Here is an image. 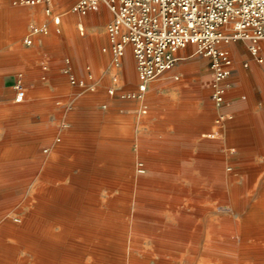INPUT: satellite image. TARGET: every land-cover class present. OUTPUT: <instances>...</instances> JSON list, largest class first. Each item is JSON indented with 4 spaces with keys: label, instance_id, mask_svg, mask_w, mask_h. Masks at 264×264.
<instances>
[{
    "label": "rangeland",
    "instance_id": "obj_1",
    "mask_svg": "<svg viewBox=\"0 0 264 264\" xmlns=\"http://www.w3.org/2000/svg\"><path fill=\"white\" fill-rule=\"evenodd\" d=\"M56 1H58L56 10L64 11L76 0ZM75 17V15L68 14L64 19ZM33 19L40 22L43 16L41 13L33 14V10L27 7H15L11 4L10 0H0V106L15 108L14 110L7 111L4 120L5 124H0V147L5 145L15 148L20 144H24L25 142L16 141V139L10 142L3 140L9 135H23L30 140V138L35 136V133H28V130L44 127L48 131L54 130L55 132L53 133L52 139L41 147L42 151L48 149L47 152L42 153L43 157L45 159L54 158V160L62 161L60 165L50 164L49 161H45L42 163L39 171H35L33 174L30 172L33 180L30 182L29 188L26 191L33 194L35 199L38 198L36 195L43 196L45 192L43 189L40 191L37 188L39 183L43 181L49 185L67 184L69 186L68 191L75 193L81 192L83 196L80 199L85 200L81 205V211L77 215L78 218L74 223L88 226L96 224L105 225L106 223L113 222V220H118L120 215L119 212L113 209L111 199L120 198L122 193H127L130 190L129 178L137 180L141 175L159 177L165 174L160 171L163 169H169L171 170L169 174H173L172 171L178 167L177 164L149 166V161L185 163L182 166L186 168H193L194 165H197L200 171L201 169H206L209 172H213L216 164L214 165L212 162L223 160L226 161L225 167H227V171L230 168L232 169L231 172L236 171V175H231L235 178V185L229 184L225 192L230 193L234 186V190L238 188V193H251L250 189L243 191V185L249 181H245L246 178L242 174V168L246 166L244 161H252L255 157L251 154L243 153L237 147L239 144L255 145L264 143V139H257L256 137L258 134L256 122L258 120H264V116L259 117L257 115L251 117L248 119L249 123L242 122L238 125H230L231 119L229 118L223 120L218 114L215 102L210 98L211 91L209 84L211 70L208 59L200 55L188 56L194 51V46H189L180 52L181 55L187 56V58L180 61L181 64L198 63V68L194 71L196 74L190 81L193 87L195 86L198 89V94L195 98L198 101V108L191 109L188 113L189 115L199 116L203 124H209L212 128L204 131L203 134L195 135L194 139L191 140L189 139V134L181 133L179 126H153L148 124L145 121L143 111L140 114L136 111L139 107V102L123 99L121 97V91H117L116 94L112 95V98H102L100 93H88L76 102L71 103L70 101H63L59 97L64 90V84L56 82L53 85L55 92L51 93L46 86L47 81L42 80V84L41 82H33L31 79L27 80L28 71L23 64L24 60L28 57V53H23L21 48L23 47L25 35L30 27L35 24ZM228 48L234 59V67L242 66L245 62L251 63L254 61L246 43L242 41L233 42ZM33 56H37V54H32L31 58ZM123 61V72L121 74L119 73V80L113 85L116 88L120 87L125 90H132L135 88L134 83H137V81H135L136 63L130 50L123 58ZM16 65L23 66L15 71ZM43 67V64L38 63V74L41 75L45 72ZM127 67L132 69V76L128 75ZM114 71L120 72L118 69ZM12 73L18 74L17 78L21 76L26 88V97L23 102H16L15 89L8 88L5 85V80ZM31 74L32 72L29 70V76ZM183 80V77H179L178 80L174 78V81L179 83L183 82ZM166 97L167 99H175L172 91L167 92ZM218 121L222 124L221 126L226 127L225 131L221 129L218 132ZM0 123H2L1 118ZM108 124H118L124 127L125 131L122 142L119 140L107 141L103 137L104 134H101L100 126H108ZM97 126H99V134L94 131ZM118 128L119 133L115 135L121 136V127ZM9 129H15L17 132L10 133ZM245 131L247 132V139L240 140L233 138L243 135ZM98 135L99 138L95 148ZM203 143H211L215 147L200 148ZM59 144H69L70 147L66 150L67 154L56 157L55 152ZM123 152L124 155L122 154ZM11 159H7L8 161L4 160L5 162L0 160V165L9 163ZM123 161L131 162L130 164H123ZM198 161L201 164H194ZM138 162L144 163L145 172H138L137 168L141 167ZM101 165H105L104 168ZM45 168L46 170H44ZM55 170L58 172L56 171L57 173H55ZM45 171L48 176H45V178L44 176L41 177V172ZM241 171L242 173H240ZM194 172L196 175L202 174V172L197 170H194ZM231 176L229 175V177ZM126 177L127 180L125 179ZM55 178L58 181L53 180ZM147 190L149 188L144 186L139 190L143 194L142 198L136 201L135 209L141 211L145 222L157 223L153 217L162 208L163 203L159 201L161 199L160 196L151 194ZM155 190L158 191L159 188L156 187ZM8 191L9 189L3 187L0 189V208L7 207L12 200L14 201L18 197L25 196L24 192L6 196L5 194ZM255 192L257 193L252 201H257L259 199L258 197H261L264 193V187H259ZM212 198L219 200V196L215 194ZM201 201H203L202 198L201 200H193L192 202L194 203H190V207H187V220L184 224H181L182 222H174L171 225L172 233H160L157 236L159 242L179 243L187 246L190 252L189 255L195 258L191 264H201L203 261L204 247L208 243V220L211 217L220 220L222 218L230 219L236 217L230 211L231 205L229 199H222V203L213 212L202 208L203 203ZM169 204L172 205L173 203ZM55 206L67 212L70 210L69 203L65 200L59 204L56 203ZM111 209L114 211L112 212ZM85 212L87 213L85 214ZM81 216L84 217L82 218ZM89 217L94 218L90 219ZM80 241L82 240H79V245H82ZM83 245L87 246V242H84ZM67 248L68 246L65 249ZM63 256L67 258L76 257V252L72 249L70 251L65 250L63 251ZM87 258L88 255L84 256L85 260Z\"/></svg>",
    "mask_w": 264,
    "mask_h": 264
},
{
    "label": "bare ground",
    "instance_id": "obj_2",
    "mask_svg": "<svg viewBox=\"0 0 264 264\" xmlns=\"http://www.w3.org/2000/svg\"><path fill=\"white\" fill-rule=\"evenodd\" d=\"M15 148L0 147V160L27 151L26 148ZM218 163L213 172L200 171L193 164V168L179 165L173 174H169L170 170L159 177L129 178L130 190L122 193L120 198L111 199L113 209L119 212L118 220L93 226L74 223L85 200L80 199L81 192L68 191L67 184L49 185L42 180L37 188L45 191L44 197L36 195V199L26 191L33 180L31 174L39 171L42 162L4 163L0 165V189H9L6 196L19 192H24L25 196L0 208V264H191L195 258L189 255L187 246L162 243L157 236L172 233L174 222L184 224L187 207L194 203L193 200L201 198L202 208L211 212L216 211L222 199H229L230 211L236 215L230 219L211 217L208 220V243L201 264H264V193L257 201H252L255 191L264 187V162H248L242 168L243 173L240 172L245 181H249L243 185V191L250 189V194L238 193V188L234 190L233 185L229 194L225 192L229 184L235 183L231 175H236V171L231 172V168L227 171L225 165ZM137 169L140 173L145 172L144 165ZM194 170L202 174L196 175ZM43 176H48L46 171L41 172ZM142 186L161 197L162 208L153 217L157 223L145 222L141 211L135 209L136 201L142 198L143 193L139 191ZM214 194L219 200L212 198ZM64 200L69 203V212L55 206ZM71 249L76 252V257L63 256V251Z\"/></svg>",
    "mask_w": 264,
    "mask_h": 264
},
{
    "label": "crops",
    "instance_id": "obj_3",
    "mask_svg": "<svg viewBox=\"0 0 264 264\" xmlns=\"http://www.w3.org/2000/svg\"><path fill=\"white\" fill-rule=\"evenodd\" d=\"M55 3L57 7L58 1L55 0ZM30 9L33 10V14L41 13L43 16V19L40 22L33 19L35 22L33 25L46 24L49 28V32L47 34L41 33L37 35L34 44L31 46H27L23 42L21 50L23 53H28V57L24 60L23 64L28 71L27 80L31 79L33 82L41 83L42 80L47 81L46 86L51 93L55 92L53 85L56 82L64 84V90L59 97L62 98L63 101H70L71 103L76 102L88 93H100L102 98H112V95L108 94V89L115 87L113 85L114 83L112 81L110 82V76L115 68L112 65V55L106 32V25L111 19L109 10L105 6H102L99 11L91 12L86 16L75 15V18L64 19V17L67 16L65 15L61 24L57 26L45 15L42 6ZM79 26L84 27V33L79 31ZM85 31H87V33H85ZM32 54H37V56L31 58ZM38 63L44 65L43 68L45 72L41 75L38 74L37 71ZM23 65H16L15 71ZM123 65L124 61L122 67L118 68V70H120L118 74L123 72ZM197 68V62L181 64L179 61L174 69L163 73L159 78H156L149 83L143 101L138 99L126 100H136L139 102V107L136 110L139 114L141 113L142 106H145L146 111L143 113L145 115V121L148 124L153 126H179L181 133L189 134V139L192 140L195 135L203 134L204 131H208L212 128L209 124H203L199 116L189 115L188 113L191 109L198 108V101L195 99L198 94V89L195 86L193 87L190 82L191 78L195 76L196 73L194 71H196ZM61 69H67L69 73L60 74ZM29 70L32 72L31 76H29ZM127 73L129 76H132V69L127 67ZM69 75H73L76 80L83 82L84 85L71 84L69 81ZM17 76L18 74L12 73L11 76L5 80V85L8 88H14ZM179 77L184 78L183 82L179 83L174 81V78L178 80ZM135 79V81H137V71ZM134 85L135 90L137 88V83L135 82ZM116 89L118 91L125 90L120 87H117ZM169 91L174 93L175 99H167L166 95ZM102 93L104 94L102 95ZM210 98L212 99L211 93ZM216 107L219 116H221L223 120L225 118L231 119L230 125H238L242 122L249 123L248 119L251 117L257 115L259 117L264 116V64H259L254 60L251 63L247 62V65L235 66L234 71L229 78L226 101L220 106L216 105ZM14 109L15 108L13 107L0 106L1 125L5 124L4 120L7 111ZM256 123L258 126V134L256 137L257 139L263 140L264 120H258ZM221 125L220 121H218V132H220L221 129L224 131L226 129L225 126ZM98 127L99 126H97L94 131L99 134ZM100 127V132L101 134H104V136L100 135L107 141L112 142L114 140H119L122 142L123 133L125 131L123 126L118 124H108V126L102 125ZM118 127H121V136L115 135L119 133ZM9 132L16 133L17 130L9 129ZM29 132L35 133V136L30 138V140L23 135H9L4 138L3 141L5 142H10L15 139L16 141H23L25 143L16 146V148L27 149L25 154L20 153L11 156L12 159L9 157V159H11L9 163L25 162L34 164L37 162L44 163L45 161H49L50 164L60 165L62 161L54 160V158L45 159V157H43L42 153L47 152L48 149H44V151L41 150V147L52 139L55 131H48L44 127H38L28 130V133ZM246 134L247 132L245 131L243 132V135L233 138L245 140L247 139ZM98 138L99 135L96 138L95 148ZM213 146L215 147V145L211 143H203L200 148ZM69 147V144H59L56 148L55 156L60 157L61 155L63 156L64 154H67L66 150ZM237 149L255 157L252 161L243 160L245 163L264 162V143L255 145L239 144ZM122 154L124 155V152ZM130 162L123 161L122 163L130 164ZM216 162H219L217 165H225L226 163V161L223 160H218L212 163L216 164ZM138 164L144 165L141 162H138ZM148 164L149 166L171 164H177L179 166L185 163L149 161ZM197 164H201V162L198 161ZM160 171L165 173L170 170L163 169Z\"/></svg>",
    "mask_w": 264,
    "mask_h": 264
},
{
    "label": "built area",
    "instance_id": "obj_4",
    "mask_svg": "<svg viewBox=\"0 0 264 264\" xmlns=\"http://www.w3.org/2000/svg\"><path fill=\"white\" fill-rule=\"evenodd\" d=\"M15 7L36 8L59 26L65 15L86 16L105 6L111 19L106 32L115 69L122 67L130 50L137 71V88L121 90L124 99L144 100L149 83L187 58L181 51L194 46L188 55H200L209 61L211 97L216 105L226 101L229 78L234 71V59L228 46L233 42L246 43L252 58L264 63V0H76L67 10H56L55 0H10ZM84 33V27L79 26ZM46 24L32 25L24 37L27 46L35 37L47 34ZM247 65V62H245ZM61 69L60 74H68ZM110 80H119L113 71ZM71 84L84 83L69 75ZM15 101L23 102L26 88L19 76L15 83ZM115 87L108 89L116 94ZM141 111L145 112L143 105Z\"/></svg>",
    "mask_w": 264,
    "mask_h": 264
}]
</instances>
